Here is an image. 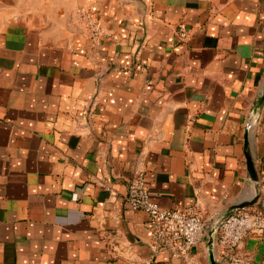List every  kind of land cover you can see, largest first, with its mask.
<instances>
[{"label":"crops","instance_id":"obj_1","mask_svg":"<svg viewBox=\"0 0 264 264\" xmlns=\"http://www.w3.org/2000/svg\"><path fill=\"white\" fill-rule=\"evenodd\" d=\"M263 88L264 0H0V264H225L206 236L155 251L126 190L142 172L160 208L252 207ZM238 252L264 264V232Z\"/></svg>","mask_w":264,"mask_h":264},{"label":"built area","instance_id":"obj_2","mask_svg":"<svg viewBox=\"0 0 264 264\" xmlns=\"http://www.w3.org/2000/svg\"><path fill=\"white\" fill-rule=\"evenodd\" d=\"M89 30L92 40L103 33L98 19L91 11L77 10ZM185 37V28L178 31ZM256 112L251 114L254 122ZM256 201L252 207L235 209L227 215L207 220L194 208H160L149 199L142 172H137L127 186L125 199L128 206L141 210L148 216L150 244L155 251H163L178 258L195 248L206 236L211 238V249L216 258L225 264H249L238 249L248 234L261 235L264 232V164L256 171Z\"/></svg>","mask_w":264,"mask_h":264},{"label":"water","instance_id":"obj_3","mask_svg":"<svg viewBox=\"0 0 264 264\" xmlns=\"http://www.w3.org/2000/svg\"><path fill=\"white\" fill-rule=\"evenodd\" d=\"M264 100V88H263V92L261 94V97H260V100L258 102V106L262 103V101ZM248 130L249 128H247V131H246V134L244 136V148H245V157H246V164H247V168H248V171L252 177V179L255 181L256 180V170L254 168V165H253V161H252V158L248 152ZM239 208H242V207H239ZM208 239V245H209V248H210V260H212V249H211V238L210 236L207 238ZM212 264H216L214 262H212Z\"/></svg>","mask_w":264,"mask_h":264}]
</instances>
